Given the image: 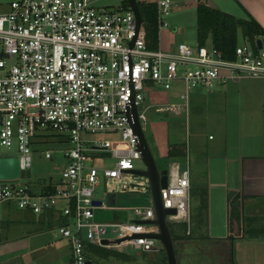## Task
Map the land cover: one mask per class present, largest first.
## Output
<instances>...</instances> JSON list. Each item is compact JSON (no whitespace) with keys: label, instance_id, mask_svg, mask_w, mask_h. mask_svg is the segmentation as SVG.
<instances>
[{"label":"built area","instance_id":"1","mask_svg":"<svg viewBox=\"0 0 264 264\" xmlns=\"http://www.w3.org/2000/svg\"><path fill=\"white\" fill-rule=\"evenodd\" d=\"M170 9L169 0L158 1L159 30L167 26L164 16ZM243 77L264 80V44L257 50L247 42L239 44L234 59L205 45L150 49L144 25L137 30L129 6H97L93 0L12 1L8 11L0 12V144L15 150L20 174L0 179V220L5 203L46 220L56 214L60 222L54 234L69 247L63 264H92L96 247L155 251L158 240L149 235L158 233L159 226L143 222L155 218L152 201L109 206L95 196L102 177L120 179L141 170L135 167L142 153L132 125L133 107L142 124L140 106L149 86L170 89L181 80L185 100L194 87L210 90ZM51 130L66 145L59 180L45 183L40 191L17 185L30 175L34 141ZM119 142L126 146L114 145ZM188 158L186 164L170 163L167 186L160 190L164 207L176 210L168 215L169 223L190 224ZM109 208L126 210V219L96 220V210ZM107 239L127 240L112 245L104 243Z\"/></svg>","mask_w":264,"mask_h":264},{"label":"crops","instance_id":"2","mask_svg":"<svg viewBox=\"0 0 264 264\" xmlns=\"http://www.w3.org/2000/svg\"><path fill=\"white\" fill-rule=\"evenodd\" d=\"M12 1L0 0V11H8ZM124 1L93 0L97 6L108 7L124 5ZM141 1L158 3L159 0ZM169 1L171 9L164 16L167 26L159 31V48L163 50H174L179 43L192 47L200 45L199 3L240 19L252 16L264 29V0ZM210 43L209 40L205 46L212 47ZM177 82L183 84L181 80ZM183 87L179 94L182 101L179 99V102L155 108L156 111L173 110L181 120L174 127L158 128L159 123L153 122L150 130L160 147L161 156L170 158L172 147L183 150L184 156L170 158L171 162L186 164L187 154L189 156L190 197L198 190L200 194L198 208L191 205L190 233L187 235L216 246L221 244L232 258L233 247L238 242L239 264L244 253L243 263L264 264V80L243 77L218 83L210 90L190 89L185 100L181 97L186 94L184 84ZM142 112L145 115L144 108ZM147 120L145 115L144 121ZM236 196L239 197L241 220L230 226L229 208ZM1 213L0 264H11L12 259L15 260L13 264H52V256H60L61 264L67 261L69 247L64 252L58 249V244L65 241L56 236V240L45 239L46 234L54 233L60 222L56 214L46 220L45 216L19 209L14 203L3 204ZM253 245L260 248L256 253L259 259L256 254L244 250ZM161 250L140 252L157 253ZM119 253L122 259L134 256L128 252ZM113 264H118L117 260Z\"/></svg>","mask_w":264,"mask_h":264},{"label":"rangeland","instance_id":"3","mask_svg":"<svg viewBox=\"0 0 264 264\" xmlns=\"http://www.w3.org/2000/svg\"><path fill=\"white\" fill-rule=\"evenodd\" d=\"M3 12V11H0ZM249 43L246 41V39L240 34L239 37V44H244V43ZM211 44V43H210ZM209 44V46H211ZM205 88L203 86H198L193 89L197 88ZM184 87L183 84L180 82H175L170 89H164L162 86L155 84L154 86H149L146 91H145V100L142 103L141 108H144L145 110V115L148 118L147 121H143L142 126L144 128V133L146 135V138L148 140V143L155 155L156 162L159 166L160 169H169V165L171 163V159L161 156L160 152V147L158 146L157 142L155 139L152 138L151 135V124L153 122H158V128L162 126H171L174 127L176 123L181 120L180 116H176L173 113V110H165V111H156V107H161V106H167V104L170 103H175L179 102V94L183 92ZM180 101H182L180 99ZM172 134V132H171ZM105 138H108L107 136H104ZM63 138L58 135L56 131H48L45 133V136L43 138H39L34 141L32 145V154H31V160H30V175L26 176L25 178H19L17 181V185L19 186H27L33 191H40L43 189V186L45 183H49L50 181L57 182L60 178V170L65 163V157L63 153V149L66 147L65 144H62L61 141ZM115 146L118 147H123L126 146V143H115ZM50 150L52 154L50 156L45 155V151ZM12 155L16 154L15 150L13 149H7L6 147L2 146L0 144V157L2 155ZM135 167L137 169L144 170L146 169L145 162L142 159L135 160ZM190 167V165H189ZM149 190V181L146 177L141 176L137 173H125L123 174L122 178L117 179V178H105L102 177V183L100 186L97 187L95 196L101 198L104 200L107 205L113 206L111 204H115V206H132V205H143L147 204L148 200L143 197L144 195L148 194ZM132 194L133 196H131ZM199 194L200 190L195 192V197L193 196L191 198V205L193 208H198L199 204ZM113 208H109L104 210L101 213V216L107 219H112L113 218ZM190 226V224H189ZM196 226V224H195ZM173 227L176 230L183 232V228H181V225L173 223ZM192 227H194V223L192 224ZM195 230V228H194ZM107 236H113L112 233H108ZM189 236V235H187ZM191 239L188 240V244H195V246L191 249H187L183 251L182 253L185 252L188 254H191L192 252L200 253L198 252L202 246L206 248V244L210 243L207 241H204L203 239L198 241L197 239H193L194 236H191ZM55 239V234L54 233H48L45 236V239L51 240ZM197 242L200 244V246L197 244ZM185 244V243H183ZM182 244V245H183ZM202 245V246H201ZM211 245V243H210ZM239 243H236V246L233 247V259L235 264H239ZM156 247L157 248H163V245L161 242L157 241L156 242ZM250 248H244V250H248L251 255H255L256 253L260 252V248L258 246H249ZM187 248V247H186ZM58 249L61 252H64L65 250L67 251L68 249V244L61 243L58 244ZM97 255L100 253L101 255L104 253L102 250L97 248ZM194 251H193V250ZM58 251V253H59ZM203 251V250H202ZM118 252H125L129 254H133L134 256H129L126 259H122L121 256H118L116 254L110 255V256H92L93 259L95 260L92 264H113L114 261L117 260L118 264H164V256L166 255L165 252L163 251L157 252V253H147V252H140L139 247L135 248H129V247H121L118 249ZM57 253V254H58ZM249 254V256H250ZM56 255V254H55ZM59 255V254H58ZM261 255V254H260ZM244 255L242 256V259L244 261ZM257 256V254H256ZM60 256H52L51 259L53 258L52 264H61L59 262ZM57 258V259H56ZM61 258V257H60ZM254 258V257H253ZM21 257L19 258V260ZM45 259H49V257H45ZM257 259L259 257L257 256ZM11 264L15 263V260L12 259ZM163 261V262H162ZM241 261V264H246ZM245 262V261H244ZM2 264H10L9 262H5ZM179 264H186L185 260H179Z\"/></svg>","mask_w":264,"mask_h":264},{"label":"trees","instance_id":"4","mask_svg":"<svg viewBox=\"0 0 264 264\" xmlns=\"http://www.w3.org/2000/svg\"><path fill=\"white\" fill-rule=\"evenodd\" d=\"M137 4L140 10L141 17L143 19L144 29L146 31V41L150 49L159 48V24H158V3L147 2L137 0ZM124 6H128V1H124ZM240 34L250 42L252 47L257 50V39H261L264 44V29L262 26L250 16L248 19H240L234 15L225 13L218 9H215L205 3H199L198 5V38L200 45H205L209 40L211 45L217 48L225 58L234 59L236 56V47L239 45ZM184 156L183 150L174 149L172 147L169 150L168 157L180 158ZM133 196V195H132ZM239 197L236 196L232 205L230 203L229 208V225L233 226V223L239 224L241 215L239 211ZM236 220V221H235ZM181 225L183 232L176 230L173 227V223H170L172 234L176 241H182L191 239L192 237L187 236L188 223H176ZM249 234V233H248ZM253 236V234H250ZM97 248L93 249L94 256L97 255ZM105 256L118 255L122 256L118 251L106 248H100ZM163 253L165 252L162 249ZM103 254L101 256H103ZM128 258V256H125ZM95 261V260H94ZM164 264H167L166 255L164 256Z\"/></svg>","mask_w":264,"mask_h":264},{"label":"water","instance_id":"5","mask_svg":"<svg viewBox=\"0 0 264 264\" xmlns=\"http://www.w3.org/2000/svg\"><path fill=\"white\" fill-rule=\"evenodd\" d=\"M128 6L132 8L136 20H137V30H139L140 25L143 23V19L140 14V10L137 4V0H127ZM259 49L263 47V41L261 39H257L256 41ZM133 121L132 125L134 127L135 133L139 137V148L142 153V159L145 162L146 169L144 170H136L133 173H137L141 176H144L149 181V192L144 195V197L148 200L147 204L152 201L153 208L155 211V218L143 221L144 223L155 224L159 226V232L150 234L149 236L158 240L162 243L166 258L167 264H179V257L176 251V240L171 231V226L168 221V215H172L176 213L174 208H166L163 205V200L161 196V188H165L168 182L167 170L160 169L154 153L148 143L146 135L144 133L137 107H133ZM19 159L16 156L2 155L0 157V179H15L19 176ZM94 204L100 205L101 201H94ZM115 206L114 202L111 204ZM113 210V218L107 219L101 216V213L104 211L102 209L96 210V220L106 221V222H122L127 217L126 210ZM127 239H107L104 241L105 244H120ZM233 263V258H232ZM88 264H91V261H88Z\"/></svg>","mask_w":264,"mask_h":264},{"label":"flooded vegetation","instance_id":"6","mask_svg":"<svg viewBox=\"0 0 264 264\" xmlns=\"http://www.w3.org/2000/svg\"><path fill=\"white\" fill-rule=\"evenodd\" d=\"M185 243V244H183ZM188 240H182V241H176V251L179 257V260H185L186 264H233L232 262V256L230 257V254L225 250L224 247H222L221 244L219 246L213 245L210 243H207L206 248L202 247L199 248L200 250L196 252H192L191 254H188L185 252L182 253L185 250H189L195 246V244H188ZM183 244V245H182ZM197 244L200 246V244L197 242ZM187 247V248H186ZM193 250V249H192ZM203 250V251H202ZM194 251V250H193Z\"/></svg>","mask_w":264,"mask_h":264}]
</instances>
